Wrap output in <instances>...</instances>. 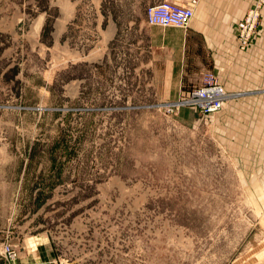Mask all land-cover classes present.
<instances>
[{"label": "rangeland", "instance_id": "374dc122", "mask_svg": "<svg viewBox=\"0 0 264 264\" xmlns=\"http://www.w3.org/2000/svg\"><path fill=\"white\" fill-rule=\"evenodd\" d=\"M148 5L0 0V264H264L257 97L214 76L201 114L183 100L210 73L169 98L125 76L128 33L99 60L96 12Z\"/></svg>", "mask_w": 264, "mask_h": 264}, {"label": "crops", "instance_id": "0c3cea01", "mask_svg": "<svg viewBox=\"0 0 264 264\" xmlns=\"http://www.w3.org/2000/svg\"><path fill=\"white\" fill-rule=\"evenodd\" d=\"M163 1L193 8L187 28L148 25L145 14L123 20L122 11L98 10V41L94 48L101 55L99 60L106 49L119 41L122 33H128L130 64L125 76H169L171 92L166 94L170 98L200 85L206 74H213L232 95L257 97V104L247 107L257 114L253 119L261 127L264 123V11L249 45L240 50L236 25L252 0H148V6ZM258 159H264V148L259 149Z\"/></svg>", "mask_w": 264, "mask_h": 264}, {"label": "built area", "instance_id": "2783aa9c", "mask_svg": "<svg viewBox=\"0 0 264 264\" xmlns=\"http://www.w3.org/2000/svg\"><path fill=\"white\" fill-rule=\"evenodd\" d=\"M264 11V0H252L245 16L236 25V40L238 48L244 50L249 45L260 23L261 12ZM193 8L182 7L167 1L149 6L146 10V23L152 26L187 28L192 17ZM214 75L209 74L205 83L193 88L183 100L201 114L208 115L220 111L226 100L227 93L223 87L214 81ZM5 252L14 259L9 247Z\"/></svg>", "mask_w": 264, "mask_h": 264}, {"label": "bare ground", "instance_id": "6f19581e", "mask_svg": "<svg viewBox=\"0 0 264 264\" xmlns=\"http://www.w3.org/2000/svg\"><path fill=\"white\" fill-rule=\"evenodd\" d=\"M238 45V44H237ZM219 112V111H218ZM212 115V114H211Z\"/></svg>", "mask_w": 264, "mask_h": 264}]
</instances>
